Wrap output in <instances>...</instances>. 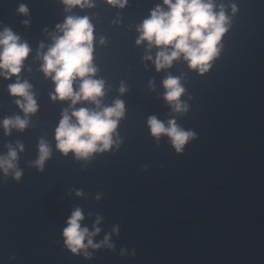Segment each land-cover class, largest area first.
Returning a JSON list of instances; mask_svg holds the SVG:
<instances>
[{
    "label": "water",
    "instance_id": "water-1",
    "mask_svg": "<svg viewBox=\"0 0 264 264\" xmlns=\"http://www.w3.org/2000/svg\"><path fill=\"white\" fill-rule=\"evenodd\" d=\"M20 3L27 5V16L18 15ZM91 3L68 9L63 0H0V25L31 49L19 77L0 75V156L12 145L23 171L17 181L15 170L6 175L0 169V264H264V0H212L214 11L224 6L230 23L203 74L183 56L157 71L154 61L162 49L137 44L143 20L157 5L167 10L163 0H127L124 7L108 0ZM69 15L89 17L97 69L92 78L105 82L100 109L84 101L75 109L102 110L116 99L125 104L112 147L87 160L56 148L62 113L67 109L71 116L74 109L71 101L51 99L55 84L41 71L43 55L63 35L57 25ZM168 75L179 77L185 88L186 113H175L163 98ZM17 79L32 86L35 114L26 116L15 103L20 98L8 91ZM16 115L28 127L6 134L3 119ZM151 115L166 126L176 119L197 139L182 153L167 137L157 144L147 126ZM40 139L51 148L43 171L31 165ZM76 207L90 232L103 217L93 241L110 234L114 249L89 248L91 257L67 250L62 233Z\"/></svg>",
    "mask_w": 264,
    "mask_h": 264
},
{
    "label": "clouds",
    "instance_id": "clouds-1",
    "mask_svg": "<svg viewBox=\"0 0 264 264\" xmlns=\"http://www.w3.org/2000/svg\"><path fill=\"white\" fill-rule=\"evenodd\" d=\"M68 9L76 6L93 7L91 0H63ZM108 3L124 7L127 0H108ZM164 7L157 5L150 13V17L143 20L138 27L140 33L137 44L147 41L150 46L154 45L162 49L157 53L154 61L157 71L169 68L173 62L183 56L189 68L199 70L201 74L207 72L220 52L221 41L229 31L227 25L230 23L225 14L224 6L221 5L219 12L214 11L215 5L212 0H163ZM236 11V5H232ZM18 15L27 16L29 9L26 4L20 3ZM23 24L29 21L23 20ZM0 69L6 80L19 77L24 62L31 52L27 42H21V38L8 26L0 25ZM62 36L54 38V43L43 55L41 71L46 77H51L54 84V94H50L53 101H71L74 110L71 116L67 109L62 113V118L55 130L56 148L67 156L75 153L77 159H89L95 153L108 151L114 141L113 136H119L117 128L119 122L125 116V104L116 99L111 106L103 107L102 110H91L81 107L75 109V105L81 101L95 104L97 109L101 108V101L105 95V82L102 79H94L97 69L93 65V26L88 16H67L63 25H57ZM103 43V40L101 41ZM44 45L41 44V48ZM167 49H172L167 51ZM151 60V56L145 57ZM79 80V90L74 89V83ZM165 88L164 100L175 113H186L188 105L181 102L185 88L177 76L168 75L163 80ZM31 85L27 80L9 84L8 91L11 96L19 97L15 103L25 115L35 114L38 111L37 101L30 91ZM126 91L121 84L120 92ZM191 99V97H189ZM73 117L75 122H73ZM6 134L10 129L24 130L29 121L15 117H5L2 121ZM150 134L156 139L157 144L161 137L169 138L171 146L177 153H182L190 141L197 139V134L191 130H185L177 124L176 119H169L167 126L155 115L147 119ZM20 151L24 150L22 142L17 141ZM38 158L31 162L32 166L43 171V165L51 156L49 144L40 139L38 144ZM17 151L12 145H8L7 156H0V169L7 175L9 170H15L17 181L23 175L17 164ZM76 195H83L81 190ZM97 199H100L97 196ZM103 217L98 216L93 231L88 227H82L84 214L80 207H76L67 220V227L63 229L64 245L67 250L74 254L83 253L91 257L89 248L101 249L105 245L115 248L109 244L110 234L105 235L104 240L94 243L93 237L98 235L102 229L98 226ZM120 226L113 227L114 232H119ZM87 240V243L85 241ZM135 254V250H133Z\"/></svg>",
    "mask_w": 264,
    "mask_h": 264
}]
</instances>
